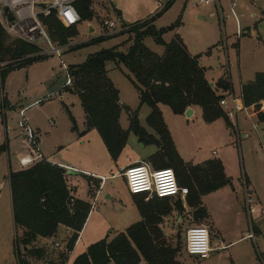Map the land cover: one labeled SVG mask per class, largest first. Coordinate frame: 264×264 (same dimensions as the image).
I'll return each instance as SVG.
<instances>
[{
	"label": "rangeland",
	"instance_id": "374dc122",
	"mask_svg": "<svg viewBox=\"0 0 264 264\" xmlns=\"http://www.w3.org/2000/svg\"><path fill=\"white\" fill-rule=\"evenodd\" d=\"M166 1L93 0L94 16L91 20L76 24L77 35L67 43L68 50L60 55L50 53L45 39L38 38L35 45L40 48L39 55L42 56L10 71L2 86L0 85V102L4 97L8 102L3 109V114L0 115V145L6 141V145L9 144L11 150L8 153L5 150L0 153V182L4 189L0 195V264H18L15 237L20 256L31 264L38 263V260L28 255L19 243L20 231L15 228L11 212L8 182L9 158L12 162L17 160V156L12 155V150L16 155L24 152L31 156L33 153L30 140L24 136L17 124L20 119L19 110L26 106L29 110H25V118L31 115L38 121L42 130H48V126L57 127L56 131L41 136L43 153L50 159L55 158L53 156L58 150L56 141L71 122L63 102L77 118L82 113L78 97L59 89L61 82L65 79L66 66L79 64L90 53L119 44L128 37H132V34L122 29L102 42L74 47L104 35L105 29L102 22L105 19L115 20L117 24L140 22L161 10ZM197 1L173 0L170 6L156 17L153 24L157 28L166 27L180 17V25L165 32L162 35L163 39L168 42L177 34L183 39L191 55H200L198 62L205 68V75L209 80L216 81L223 75L229 76L236 90L240 81L251 82L255 72H264V0H237L238 21L231 15L224 0H220L222 11L214 5H200ZM238 26L242 30L240 35H236ZM90 27L93 30L90 31ZM252 30L255 33H252ZM129 44L130 42L123 44L121 49L126 50ZM144 44L154 52H162L164 49L151 36L144 39ZM208 49L210 54H206ZM106 70L108 77L119 90L120 101L131 111L138 110L140 124L146 127L144 116L149 112V106L142 104L139 107L138 91L114 62H107ZM263 105L264 103L260 102L261 110ZM160 107L164 110L166 123L171 129V135L176 141L181 157L194 164L206 159L223 158L226 173L231 178L236 191L234 199L230 198L227 201H222V187L202 197L203 204L214 220L213 226L209 217L200 221L196 220L192 215V209L186 205L185 199L179 197L184 207L183 212L177 213L176 210H172L164 217L161 224L168 243L179 247L177 258L183 264H262L258 251L264 255V238L262 237L264 233V121H259L256 116L247 117L248 112L245 110L239 112L237 127L240 133L237 137V131L233 132L231 128H228L222 117L212 122L204 121L199 107L196 116L189 120L185 114L184 116L174 114L167 105L161 104ZM122 110L120 123L122 128H127L128 113L125 109ZM51 123L54 124L51 125ZM92 131L81 141L82 144L78 148L71 146L72 150L69 152L70 146H68L69 149L63 146L65 150L60 147L61 154L71 162L74 161L80 168L105 172L108 176L117 172L113 178L108 177L103 189L111 193L112 199L108 200L103 195L94 201L90 199L92 209L87 219L89 222L84 225V227L87 225V228L81 247L96 231L99 233L100 230L101 238L115 236L124 231L126 226L140 220L139 214L136 219H131V211L133 209L137 211V209L134 208L132 196L122 173L128 164L127 160L139 158L136 162H145L147 154L153 148L152 145L143 146L137 136L130 133L122 152L113 160L106 151L98 132L95 129ZM148 131L152 132L150 128ZM145 163L151 165L147 161ZM79 177L76 183L72 184H75L78 193L85 198L88 188L86 177L82 174H79ZM245 178L248 180H246L247 184L244 183ZM245 195L253 199L254 208L251 214L248 212V204L244 201ZM175 200L176 198H173L171 202ZM195 224L204 225L210 232L213 249L209 257L204 259L190 256L184 250V231L188 226ZM250 227L253 228L256 243L251 238L239 239L243 236L242 231L249 232ZM255 228H258L260 232H255ZM60 239L65 240V238ZM237 239L239 240L236 243L225 246ZM50 242H36L30 244L28 248L42 247L44 252L49 251L50 254H54L55 250L50 246Z\"/></svg>",
	"mask_w": 264,
	"mask_h": 264
},
{
	"label": "trees",
	"instance_id": "16d2710c",
	"mask_svg": "<svg viewBox=\"0 0 264 264\" xmlns=\"http://www.w3.org/2000/svg\"><path fill=\"white\" fill-rule=\"evenodd\" d=\"M172 1L167 0L161 10L146 20L124 23L127 26L125 32L132 34V37L90 53L79 64L66 66L65 79L59 89L78 96L85 115L84 131L95 129L113 160L122 152L130 133L136 135L143 146L154 145L156 150L145 158V162H149L153 168L170 167L174 170L179 186L188 188L184 197L186 205L192 209L193 217L200 221L209 216L202 196L231 184V178L226 175L220 159L211 158L195 164L182 159L158 104L167 105L174 114H184L190 106H199L204 121L212 122L222 117L226 126L235 132L237 128L218 103L225 92H232V85L230 77L224 75L210 85L205 77V68L198 62L200 55H191L177 34L168 42L163 39L165 32L177 28L181 23L178 17L166 27L157 28L153 24ZM92 2L74 1L81 21L93 18ZM41 22L49 39L61 46L67 45L77 35L76 26H64L53 13L42 16ZM110 36L113 35L97 36L74 48L99 43ZM148 36L164 47L161 55L144 44ZM128 42L127 49H121ZM40 51L35 44L11 38L0 24V85L10 71L40 58ZM206 54H210V49ZM109 61L122 64L128 70L125 75L139 93V107L142 104L149 106L150 111L145 118L147 128L140 124L138 110L131 111L121 103L119 90L107 75L106 64ZM67 75L70 84H65ZM240 91L244 106H252L258 119L264 121V110L260 109V102L264 101V72H255L252 81L243 83ZM7 103L4 97L0 102V115ZM63 107L71 121V130L76 131L74 117L66 105L63 104ZM122 109L128 113L126 129L119 122ZM149 128L152 132L148 131ZM6 148V143L0 145V153ZM66 174L64 167L45 158L26 168L8 172L13 223L22 229L19 243L32 257L42 258L44 249L28 246L38 237L53 236L59 225L71 230L67 244L72 249L89 215V202L76 198L70 202L73 196L66 183ZM132 197L140 220L109 240L104 237L91 243L74 258L72 264H183L177 258L179 247L168 243L161 228L164 217L172 210L183 212L180 196L173 202V198L167 197L145 200L144 194H132ZM14 243L17 263L31 264L20 256L16 237Z\"/></svg>",
	"mask_w": 264,
	"mask_h": 264
},
{
	"label": "built area",
	"instance_id": "2783aa9c",
	"mask_svg": "<svg viewBox=\"0 0 264 264\" xmlns=\"http://www.w3.org/2000/svg\"><path fill=\"white\" fill-rule=\"evenodd\" d=\"M75 0H0V24L6 33L12 37L24 40L35 44L38 38L45 39L49 46V52L57 55L68 50V45H57L53 43L41 22L42 16H48L53 13L61 23L66 26H76L81 21L78 12L74 7ZM230 10L231 15L238 21L237 18V0H224ZM200 5H214L222 11L220 0H198ZM104 27V35H111L126 29L123 23L117 24L115 20L105 19L102 22ZM242 30L237 27L236 35H240ZM65 84H70V78L67 75ZM219 106L225 111L228 119L235 125V120L239 112L245 110V106L241 95L233 92H225L218 101ZM20 119L17 124L22 129L25 137L30 140L32 153L34 157L25 156L20 159L22 166H29L34 163L35 157H40L38 151L37 136L34 129L29 125L24 116L25 108L19 110ZM127 189L131 194H144L145 199L157 198H176L178 196L185 197L188 193V188L179 186L174 173L170 167L153 168L147 163L139 161L127 164L122 173ZM74 197L70 198V202ZM244 201L248 204V212L253 211V199L245 195ZM251 230L244 234V238H254V232ZM210 232L202 224L188 226L184 231V250L190 256L204 259L209 257L212 251L210 242ZM68 240H53L50 246L55 250L53 258H37V264H72L73 248H69ZM262 264H264V255L258 251Z\"/></svg>",
	"mask_w": 264,
	"mask_h": 264
},
{
	"label": "crops",
	"instance_id": "0c3cea01",
	"mask_svg": "<svg viewBox=\"0 0 264 264\" xmlns=\"http://www.w3.org/2000/svg\"><path fill=\"white\" fill-rule=\"evenodd\" d=\"M252 33H255V31L254 30H252ZM183 40V39H182ZM237 44L239 45V41L237 42ZM186 45V44H185ZM162 46V45H161ZM163 47V46H162ZM164 48V47H163ZM163 51H164V49L162 50V52H156L155 51V53H157V54H159V55H161L162 53H163ZM116 67L121 71V72H124V73H127V70H126V68L122 65V64H119V65H117L116 64ZM205 77H206V75H205ZM207 78V77H206ZM219 78V77H218ZM207 80L208 81H211L212 83H213V85H214V83L216 82V81H212V80H209L208 78H207ZM230 81H231V79H230ZM243 84V82L242 81H240L239 82V85H238V89L236 90L235 89V87H234V84H233V82L231 81V85H232V92L233 93H235V94H237V95H241V85ZM61 91V90H60ZM68 92V91H67ZM69 94H72L73 96H77L76 94H73V93H70L69 92ZM78 97V96H77ZM120 97V96H119ZM79 99V98H78ZM80 101V100H79ZM263 103H264V101H262ZM42 103V102H41ZM121 103H123L122 101H121ZM63 104L64 105H66V107L69 109V111L71 112V114H72V116L74 117V119H75V123H76V127H77V130L76 131H72L71 130V122H70V124L69 125H67V127L65 128V131H63V133H61V136L59 137V140H57L56 142H57V144H56V146L58 147L57 149V152H56V154L53 156V157H55V158H52V159H50L49 157H47V156H45V154L43 153V151H42V138H41V136H42V134H48V133H51L52 131H56L57 130V127L55 126V128L53 127V126H48L47 127V129L48 130H42V128H41V126H40V124L38 123V121L35 119V118H32L31 117V115H29L28 117H27V122L29 123V125L34 129V131H35V133H36V136H37V138H38V141H39V144H38V151H39V154L41 155L40 157H35V160H34V162H36V161H38L39 159H41V158H45V159H47V160H49V161H51V162H53V163H56L57 165H59V166H61V167H64L66 170H67V178H66V183H67V185H68V187H69V189H70V193H71V195L74 197V198H76V199H81V200H84V201H87V202H89L90 204H91V209H92V203L90 202V199H92L93 201L94 200H96L97 198H99L101 195H103V196H105L108 200H111L112 199V196H111V193H109V192H107V191H103V189H104V187H105V184H106V180L108 179V177H110V178H113L114 177V175H117L116 173H112V174H110L109 176L108 175H106V173L105 172H101V171H97V170H92V171H90V170H87V169H83V168H80V167H78V166H76V164L74 163V161H72L71 162V160H69L68 158H66V157H64V155L63 154H61V152H60V147H62V149L63 150H65L66 149V147L65 146H76V148H78L79 147V145H81L82 144V142L81 141H83V139L85 138V137H87V134H90L91 132H93L92 130H93V128L92 129H89V130H86V131H84L85 130V128H86V125H85V115H84V112H83V109H82V107H81V115H79V118H77L76 116H74L73 115V113H72V111H71V109L68 107V105L66 104V103H64L63 102ZM124 104V103H123ZM81 105V104H80ZM160 105L161 104H158V107H159V109L161 110V112H162V116H163V119H164V121H165V123L167 122L166 121V116H165V113H164V110H163V108L162 107H160ZM162 105H164V104H162ZM199 106H190L188 109H190V111H189V115H185V117L187 118V120H189V119H191L192 117H194V116H196L195 114H196V112H197V108H198ZM23 108H25V110L26 111H28L29 109H27V107L25 106V107H23ZM200 108V107H199ZM262 109L264 110V105H263V107H262ZM200 110H201V108H200ZM123 111V110H122ZM122 111H121V113H120V117H119V122H120V118L122 117ZM150 111V110H149ZM245 111L246 112H248L247 113V117H253V116H256L257 117V114H256V112L252 109V106H250V107H246L245 108ZM168 112V111H167ZM148 113L149 112H147L146 114H145V116H144V120H145V118H146V116L148 115ZM185 114V113H184ZM184 114H179V116H184ZM201 117H202V112H201ZM126 118H128L127 116H126ZM140 120V119H139ZM259 120V119H258ZM260 121V120H259ZM55 123V122H54ZM54 123H51V125L52 124H54ZM120 125H121V123H120ZM166 125H167V123H166ZM238 130H237V137L239 136V133H240V130H239V128L237 127V118H236V120H235V125H234ZM146 128H147V126H146ZM167 128H168V130H169V132H170V135H171V129H169V127H168V125H167ZM124 129H126V128H124ZM43 131V132H42ZM84 131V132H83ZM242 136H245V134H242ZM171 137H172V140H173V142H174V145H175V147H176V149H177V151H178V153H179V155L181 156V153H180V151H179V149H178V147H177V144H176V141H175V139H174V137L171 135ZM61 139V140H60ZM128 141V140H127ZM7 142H9V140H7ZM5 143H6V141H5ZM63 146L65 147V149L63 148ZM152 150H150L149 151V153L147 154V155H150L151 153H153L155 150H156V147L154 146V145H152ZM68 149H69V147H68ZM72 150V147L68 150L69 152ZM7 153L8 152H10L11 150L9 149V144H8V146H7V149L5 150ZM13 151V153H12V155L15 157V156H17V160L16 161H14V162H12L11 160H10V158H9V161H8V169H10V170H13V171H17V170H20V169H23V168H26V167H28V166H22L21 164H20V159L22 158V157H25V156H28L29 154H26V153H22V154H18V155H16L15 154V151L14 150H12ZM106 151H107V149H106ZM4 152V151H3ZM3 152H1V153H3ZM109 154V153H108ZM31 155L34 157V155L31 153ZM146 155V156H147ZM30 156V155H29ZM110 156V155H109ZM183 159V158H182ZM136 160H139V158H137V159H132V160H127V163L129 164V163H132V162H136ZM184 160V159H183ZM220 160H221V162H222V165H224V170H225V173H226V165H225V160L223 159V158H221L220 157ZM185 161H187V160H185ZM189 162V161H188ZM30 166V165H29ZM79 174H82V175H84L85 177H86V182H87V186H88V188H87V193H86V197L85 198H83L81 195H80V193H78V190H77V187L75 186V184H72V183H76V181L80 178L79 177ZM226 175L228 176V174L226 173ZM2 176V175H1ZM1 179V178H0ZM1 183V182H0ZM230 183H231V181H230ZM0 185H2V183L0 184ZM232 186V187H231ZM4 187H5V185H4ZM231 187V188H230ZM92 188V189H91ZM3 190L4 189H2L1 188V191H0V195L2 194V192H3ZM9 192H10V187H9ZM131 194V193H130ZM234 194H236V191H235V189L233 188V183H231V184H228V185H225V186H223L222 187V201H227V200H229L230 198H233L234 199ZM131 196H132V194H131ZM236 196V195H235ZM10 197H11V195H10ZM203 197V196H202ZM132 199H133V197H132ZM133 203H134V201H133ZM134 205H135V203H134ZM253 207H254V204H253ZM134 208H136L137 209V207H136V205H135V207ZM138 211V210H137ZM137 211H134V209L131 211L132 213V218L131 219H136L137 218V215L139 214V212L137 213ZM208 211V210H207ZM11 212H12V205H11ZM90 212H91V210H90ZM90 212H89V214H90ZM209 213V212H208ZM88 217H89V215H88ZM88 217H87V219H88ZM209 221H210V223H211V225L213 226V224H214V220L212 219V217H211V215H210V213H209ZM87 219H86V221H85V223L86 222H89V221H87ZM12 220H13V218H12ZM90 220V219H89ZM130 221V220H129ZM138 221V220H137ZM254 223V222H253ZM88 224V223H87ZM85 225V224H84ZM87 226V225H86ZM84 227L83 226V229L81 230V232L79 233V236L77 237V240L75 241V244H74V246H73V259L79 254V253H81V252H84L85 250H86V248L88 247V245H90L91 243H94V242H96V241H98V240H100V239H102L101 237H102V234H99L100 233V230H99V233H97V231L96 232H94L88 239H87V242H86V244H84L82 247H81V242H82V239H83V237H84V235H85V232H86V228L87 227ZM126 227H128V226H126ZM126 227L124 228V230L126 229ZM15 228H18L19 229V231H20V235H21V233H22V229L21 228H19V227H15ZM253 229V228H252ZM258 228H255V232L257 231V232H260L259 230H257ZM243 232V236H241L239 239H242V238H244V234L246 233L244 230L242 231ZM254 232V231H253ZM70 235H71V230L70 229H68L67 227H65L64 225H59L58 226V228H57V230H56V232H55V234L53 235V236H51V237H47V238H43V237H38L35 241H34V243H36V242H40V243H42V242H49V241H53V240H63V239H60V238H65V240L64 241H66V240H68V238L70 237ZM114 236V235H113ZM113 236H105V237H107V239L109 240V239H111ZM262 237L264 238V233L262 234ZM239 239H237V240H235V241H231V242H229L228 244H225V246H227V245H231V244H234V243H236ZM248 239V238H247ZM225 241H226V239H225ZM81 247V249L79 250V248ZM53 253H49V251H46V252H44V256L43 257H45V258H53ZM112 262H109L108 264H111Z\"/></svg>",
	"mask_w": 264,
	"mask_h": 264
},
{
	"label": "water",
	"instance_id": "95a60500",
	"mask_svg": "<svg viewBox=\"0 0 264 264\" xmlns=\"http://www.w3.org/2000/svg\"><path fill=\"white\" fill-rule=\"evenodd\" d=\"M91 30H93L92 27H90V31H91ZM57 45H59V44H57ZM210 85H213V83L210 82ZM189 111H190V109H187V110L185 111V115H189V114H188ZM1 188H2V185H0V191H1Z\"/></svg>",
	"mask_w": 264,
	"mask_h": 264
}]
</instances>
